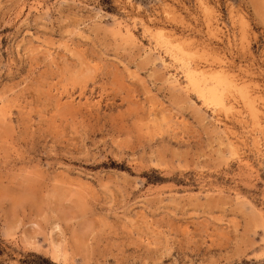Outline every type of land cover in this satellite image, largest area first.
I'll return each instance as SVG.
<instances>
[{"label": "rangeland", "instance_id": "1", "mask_svg": "<svg viewBox=\"0 0 264 264\" xmlns=\"http://www.w3.org/2000/svg\"><path fill=\"white\" fill-rule=\"evenodd\" d=\"M33 253L264 264V0H0V264Z\"/></svg>", "mask_w": 264, "mask_h": 264}, {"label": "bare ground", "instance_id": "2", "mask_svg": "<svg viewBox=\"0 0 264 264\" xmlns=\"http://www.w3.org/2000/svg\"><path fill=\"white\" fill-rule=\"evenodd\" d=\"M159 33L160 35L162 34L161 31H159ZM164 42L166 43L168 51L174 57H177L179 55L181 56L180 58H185L186 56H188V58L189 56L191 57L192 53H190V50L184 47V41H173L171 39H168V37L166 36L164 37ZM202 66L204 67V65ZM207 66L205 69L201 66L199 67L195 65L190 67L188 65H185V84L187 85V87L192 88L196 92L199 99L205 105L222 107L225 109L230 108L231 101L227 97V93L229 94V92L237 89L235 80L231 78L228 72H226L225 70L218 68L211 69L207 68Z\"/></svg>", "mask_w": 264, "mask_h": 264}, {"label": "trees", "instance_id": "3", "mask_svg": "<svg viewBox=\"0 0 264 264\" xmlns=\"http://www.w3.org/2000/svg\"><path fill=\"white\" fill-rule=\"evenodd\" d=\"M30 257H27L21 260V264H55L50 261L48 258L39 255V254H30Z\"/></svg>", "mask_w": 264, "mask_h": 264}]
</instances>
